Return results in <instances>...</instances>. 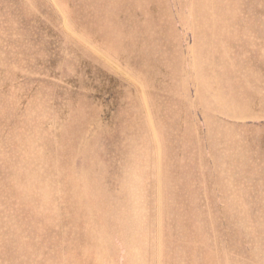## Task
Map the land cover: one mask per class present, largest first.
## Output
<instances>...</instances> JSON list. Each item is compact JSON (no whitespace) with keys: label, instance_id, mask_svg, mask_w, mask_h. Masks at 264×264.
<instances>
[{"label":"rangeland","instance_id":"obj_1","mask_svg":"<svg viewBox=\"0 0 264 264\" xmlns=\"http://www.w3.org/2000/svg\"><path fill=\"white\" fill-rule=\"evenodd\" d=\"M0 264H264V0H0Z\"/></svg>","mask_w":264,"mask_h":264}]
</instances>
